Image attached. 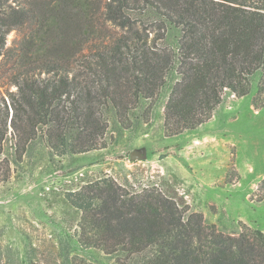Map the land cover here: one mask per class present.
<instances>
[{
  "label": "trees",
  "instance_id": "16d2710c",
  "mask_svg": "<svg viewBox=\"0 0 264 264\" xmlns=\"http://www.w3.org/2000/svg\"><path fill=\"white\" fill-rule=\"evenodd\" d=\"M170 75L167 137L225 96L264 108V0H0V156L10 145L19 161L38 139L56 156L105 149L104 111L127 127ZM65 198L78 245L113 264H264L262 231L222 233L154 184L130 192L105 176Z\"/></svg>",
  "mask_w": 264,
  "mask_h": 264
},
{
  "label": "rangeland",
  "instance_id": "374dc122",
  "mask_svg": "<svg viewBox=\"0 0 264 264\" xmlns=\"http://www.w3.org/2000/svg\"><path fill=\"white\" fill-rule=\"evenodd\" d=\"M178 33H168L175 44ZM14 33L8 36V44ZM174 76L170 75L149 114L142 102L123 127L111 109L106 148L56 156L38 139L21 160L10 145L0 156V264H113L99 251L77 243L80 213L67 192L108 176L133 192L154 184L185 202L225 234L242 224L264 233V108L225 96L211 119L193 131L167 137L163 109ZM137 159L130 158L131 153Z\"/></svg>",
  "mask_w": 264,
  "mask_h": 264
},
{
  "label": "water",
  "instance_id": "95a60500",
  "mask_svg": "<svg viewBox=\"0 0 264 264\" xmlns=\"http://www.w3.org/2000/svg\"><path fill=\"white\" fill-rule=\"evenodd\" d=\"M130 158L132 159V160H135V159H137V155L135 154V153H131L130 154Z\"/></svg>",
  "mask_w": 264,
  "mask_h": 264
}]
</instances>
